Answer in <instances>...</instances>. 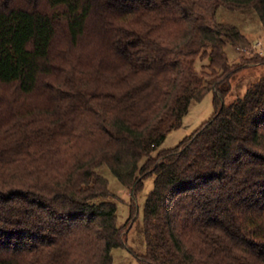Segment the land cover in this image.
<instances>
[{"label": "trees", "instance_id": "1", "mask_svg": "<svg viewBox=\"0 0 264 264\" xmlns=\"http://www.w3.org/2000/svg\"><path fill=\"white\" fill-rule=\"evenodd\" d=\"M221 9L264 26V0H0V264H113L107 174L154 176L141 264H264V75L226 104L264 57L230 63L253 44Z\"/></svg>", "mask_w": 264, "mask_h": 264}, {"label": "rangeland", "instance_id": "2", "mask_svg": "<svg viewBox=\"0 0 264 264\" xmlns=\"http://www.w3.org/2000/svg\"><path fill=\"white\" fill-rule=\"evenodd\" d=\"M217 19L221 23H229L236 26L241 33L253 44L252 51H239L231 45L226 46V53L231 64H238L242 59H252L260 54L264 57V26L253 12L244 14L230 13L223 9L218 11ZM257 45V47H256ZM198 63V68L201 67ZM264 75V66H250L243 69L232 81V96L228 97L226 104L231 103L237 97H243L247 88L257 82ZM214 95L210 93L201 103H192L188 114L183 119V126L167 135L164 143L158 148L160 151L177 147L185 138L191 136L198 128L214 114ZM110 191L116 197L118 206V226L120 228L129 225L126 232L124 246L113 251V264H141V258L146 255V242L143 233L144 206L153 190L154 176L144 181L142 191L135 193L120 184L111 174H107ZM134 205L135 213L132 219L131 208Z\"/></svg>", "mask_w": 264, "mask_h": 264}, {"label": "built area", "instance_id": "3", "mask_svg": "<svg viewBox=\"0 0 264 264\" xmlns=\"http://www.w3.org/2000/svg\"><path fill=\"white\" fill-rule=\"evenodd\" d=\"M256 47H257V45H256Z\"/></svg>", "mask_w": 264, "mask_h": 264}]
</instances>
